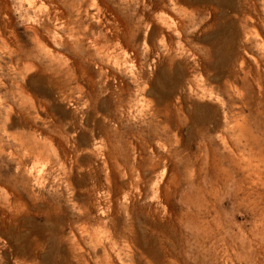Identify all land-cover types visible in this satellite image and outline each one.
I'll return each instance as SVG.
<instances>
[{
	"label": "rangeland",
	"instance_id": "rangeland-1",
	"mask_svg": "<svg viewBox=\"0 0 264 264\" xmlns=\"http://www.w3.org/2000/svg\"><path fill=\"white\" fill-rule=\"evenodd\" d=\"M42 1L0 0V264H106L97 238L121 264H264V200L243 195L264 179L221 138L250 123L230 76L264 65V22L212 0Z\"/></svg>",
	"mask_w": 264,
	"mask_h": 264
},
{
	"label": "bare ground",
	"instance_id": "bare-ground-1",
	"mask_svg": "<svg viewBox=\"0 0 264 264\" xmlns=\"http://www.w3.org/2000/svg\"><path fill=\"white\" fill-rule=\"evenodd\" d=\"M29 2L30 6H32L34 9H40L41 6H43L42 0H26ZM213 2L216 1L217 4L227 6L231 10L235 12V15L238 14V18H242L240 21H244L246 27L254 28L256 21L264 22V5H263V15L262 17H255L252 18L250 15L246 12L248 7H252L256 10V5L251 0H233V7L231 4V0H212ZM211 0H203L200 4H208ZM199 4V3H197ZM196 5V4H195ZM242 14V15H239ZM2 17H1V5H0V43H5V36L2 31ZM244 30V27H242ZM169 29L165 30L162 27L159 29H156L153 33V35L156 38H159L163 43L167 41L169 38ZM243 39L245 42H249V37L247 34H244ZM150 43L152 44V41L150 40ZM166 50L168 53L172 51V45H165ZM213 52V53H212ZM129 51L124 50V55H128ZM211 53L213 55L219 56L221 60H233V53L234 49H229V52H227L226 56L222 52V48L215 45ZM256 71L255 73L252 71V69L247 66V60H243L241 58V71L243 69L244 74L243 78H241L240 83L238 78V72H236L234 69L230 76V81H234L239 86L240 90V97L243 106L248 110V119H250V123L245 121L243 122H235V124L230 127V123L227 120V117H224L225 123L229 126L228 136L222 135V140H225L227 137L235 140V142L244 144L242 145V149L240 150L238 148V152L241 155L234 154L231 152L232 157L234 159H239L238 156L246 162V171H247V177L243 178V182H249V184L255 185L260 183L264 179V159H258L255 160V154L253 153V148L251 146V143H257L258 140H262L261 143H257L260 148H264V65L259 64L256 62ZM233 83V82H232ZM234 87V86H233ZM238 88V87H237ZM237 90V89H236ZM225 114V113H224ZM235 120V119H234ZM231 121H233L231 119ZM198 135L203 139L206 138L209 133L208 132H197ZM255 191L248 188L244 192L245 200L250 202V204H253L256 206L257 203H261L264 200V197L262 194H257ZM257 196V197H256ZM16 203H19L18 205L24 206L19 200L15 201ZM201 215V213H200ZM2 235V234H1ZM0 235V239H1ZM97 246L101 252V255L106 260V264H121L120 262V254L116 252L112 247L110 243H105L99 238H97ZM262 251L264 252V246ZM262 252V253H263ZM74 259V258H73ZM74 261V260H73ZM73 261L69 260L68 257L62 259L59 264H73Z\"/></svg>",
	"mask_w": 264,
	"mask_h": 264
}]
</instances>
